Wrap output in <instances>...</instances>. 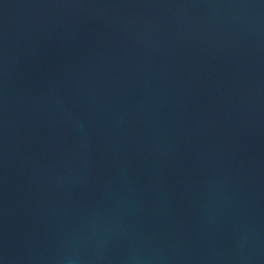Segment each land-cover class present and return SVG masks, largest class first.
Returning <instances> with one entry per match:
<instances>
[{
    "label": "water",
    "instance_id": "95a60500",
    "mask_svg": "<svg viewBox=\"0 0 264 264\" xmlns=\"http://www.w3.org/2000/svg\"><path fill=\"white\" fill-rule=\"evenodd\" d=\"M0 264H264V0H0Z\"/></svg>",
    "mask_w": 264,
    "mask_h": 264
}]
</instances>
